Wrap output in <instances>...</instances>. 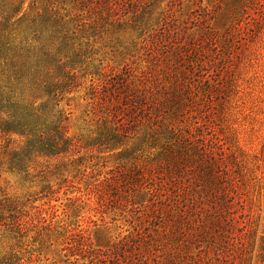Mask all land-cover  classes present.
I'll list each match as a JSON object with an SVG mask.
<instances>
[{
    "label": "rangeland",
    "instance_id": "obj_1",
    "mask_svg": "<svg viewBox=\"0 0 264 264\" xmlns=\"http://www.w3.org/2000/svg\"><path fill=\"white\" fill-rule=\"evenodd\" d=\"M140 4L136 22L148 29L114 23L113 38L100 34L78 88L60 104L67 136L79 141L78 161L62 179L0 169V195L19 202L24 225L20 233L0 229V261L264 264V0ZM148 68L163 83L158 129L141 127L120 149L114 128V146H107L91 86L110 69L115 77ZM130 169L164 192L143 209L147 198L136 188L135 219L121 213L126 190L106 185Z\"/></svg>",
    "mask_w": 264,
    "mask_h": 264
},
{
    "label": "trees",
    "instance_id": "obj_2",
    "mask_svg": "<svg viewBox=\"0 0 264 264\" xmlns=\"http://www.w3.org/2000/svg\"><path fill=\"white\" fill-rule=\"evenodd\" d=\"M141 1L0 0V169L6 167L26 179H62L65 168L78 161L74 158L80 153L79 141L67 136L68 114L60 104L78 88L82 61L90 59L86 56L102 39L100 34L113 38L114 23L133 24V29L143 33L148 29L136 22L141 19L137 9L146 6ZM160 32L163 30L157 36ZM149 68L141 73L126 69L128 75L115 73V77L110 69L109 75L102 73L100 85L91 86L93 110L103 111L102 135L107 146H114V128L120 149L133 143L130 140L138 137L141 127L158 129L162 117L154 109L164 100L158 95L163 83L161 75ZM114 100L122 102L114 107ZM133 115L139 117L137 124L124 125L120 120L122 116L134 120ZM141 172L130 169L117 180L111 177L106 182L108 189L115 181L126 190L128 202L123 203L121 213H129L133 219L140 212L133 203L138 196L136 188L147 198L143 209L154 207L164 195L162 186ZM18 206L17 200L0 195V229L23 230ZM135 237L141 238V233L137 231Z\"/></svg>",
    "mask_w": 264,
    "mask_h": 264
}]
</instances>
